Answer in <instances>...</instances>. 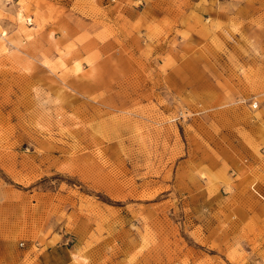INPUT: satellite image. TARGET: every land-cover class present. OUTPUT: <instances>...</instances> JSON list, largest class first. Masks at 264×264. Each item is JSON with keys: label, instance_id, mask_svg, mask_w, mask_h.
<instances>
[{"label": "rangeland", "instance_id": "1", "mask_svg": "<svg viewBox=\"0 0 264 264\" xmlns=\"http://www.w3.org/2000/svg\"><path fill=\"white\" fill-rule=\"evenodd\" d=\"M0 264H264V0H0Z\"/></svg>", "mask_w": 264, "mask_h": 264}]
</instances>
